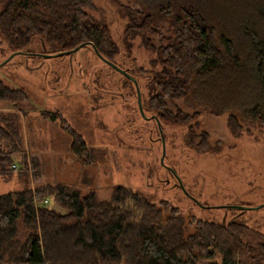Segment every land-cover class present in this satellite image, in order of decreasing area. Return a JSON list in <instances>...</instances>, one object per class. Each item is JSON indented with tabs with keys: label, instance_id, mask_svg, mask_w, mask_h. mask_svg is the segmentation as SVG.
<instances>
[{
	"label": "trees",
	"instance_id": "trees-1",
	"mask_svg": "<svg viewBox=\"0 0 264 264\" xmlns=\"http://www.w3.org/2000/svg\"><path fill=\"white\" fill-rule=\"evenodd\" d=\"M134 1L141 9H131L125 32L140 36L154 56L151 64L160 65L148 77L150 95L145 101L146 113L154 121L186 125V143L196 152L216 149L208 145L205 132H193L189 122L198 111L187 114L175 107L171 112L168 103L181 99L185 106H204L212 114H225L233 136L239 135L242 125L264 126V38L258 36L261 32L264 36V11L257 9L264 3L231 22L209 9L205 0ZM90 4L91 0H3L0 36L11 53L23 52L36 37L48 50L45 55L84 44L112 63L117 46L108 28L88 17L85 8ZM164 21L169 34L162 37L163 44L155 45L148 35L160 39L155 27ZM0 101L19 107L27 102V95L0 79ZM45 114L40 116L69 136L72 155L90 164L93 156L82 135L70 128L59 111ZM19 146L17 115L1 114L3 181L13 171L12 155ZM16 172L24 175L20 168ZM44 198H50L63 213L39 205ZM189 223L194 231L184 235L177 207L167 201L151 203L121 185L111 188L107 200H97L92 192L81 195L63 184L23 187L0 193V264H198L216 260L219 264H264V234L245 223L195 218Z\"/></svg>",
	"mask_w": 264,
	"mask_h": 264
},
{
	"label": "rangeland",
	"instance_id": "rangeland-1",
	"mask_svg": "<svg viewBox=\"0 0 264 264\" xmlns=\"http://www.w3.org/2000/svg\"><path fill=\"white\" fill-rule=\"evenodd\" d=\"M205 3L234 22L264 0ZM131 9L141 8L134 0H91L85 12L108 28L118 50L112 64L136 80L145 118L139 113L131 81L102 62L90 46L70 55L42 57L48 50L38 38H32L21 54L0 65L3 84L21 88L27 95V102L19 107L0 101V115H17L21 137V146L12 155L13 171L7 181L0 179V193L63 184L81 195L92 192L97 200H107L111 188L121 185L151 203L167 201L177 207L184 235L194 231L191 218L211 222L234 219L264 234V126L242 125L239 135L233 136L225 114H212L204 106L191 108L179 99L166 108L173 112L177 107L187 114L198 111L189 122L193 132H205L208 145L216 149L196 152L188 146L186 125L161 123L158 129L146 113L145 101L150 95L148 77L159 71L160 65L151 64L154 56L144 48L140 36L125 32ZM257 9L264 11V6ZM155 29L161 38L148 37L155 45L163 44L162 37L169 34L168 23L164 21ZM258 36L264 38L263 32ZM10 53L0 36V63ZM53 111H59L70 128L82 135L93 156L90 164L77 160L68 150L69 136L40 116ZM19 168L23 176L17 174ZM40 204L63 213L50 198ZM233 205L247 209L226 208ZM198 264H219V260Z\"/></svg>",
	"mask_w": 264,
	"mask_h": 264
},
{
	"label": "water",
	"instance_id": "water-1",
	"mask_svg": "<svg viewBox=\"0 0 264 264\" xmlns=\"http://www.w3.org/2000/svg\"><path fill=\"white\" fill-rule=\"evenodd\" d=\"M82 46H84V44H79L77 45L76 47H74L73 49H70V50H67V51H63V52H59V53H56V54H49V55H41L42 57H56V56H59V55H70L71 53L75 52L76 50H78L79 48H81ZM21 52H12L10 53L1 63L0 65H2L3 63H5L6 61H8L12 56L16 55V54H19ZM95 54L99 57V59H101L102 62H104L106 65H108L109 67H111L112 69H114L115 71L119 72L121 75H123L124 77H126L129 81H131V83L134 85L135 87V91H136V102H137V105H138V110H139V113L142 117H144L143 115V112L141 110V107H140V99H139V93H138V89H137V86H136V82L134 80V78H132L130 75H128L124 70L118 68L116 65L112 64L111 62H108L106 61L102 56H100L98 53L95 52ZM145 118V117H144ZM157 127L159 129V124L157 122ZM160 139H161V145H162V149H163V140H162V137H161V132H160ZM176 180H177V184L180 186V181L179 179L176 177ZM226 208H230V209H236L238 210L239 212L241 211H244L246 210L247 208L246 207H242V206H227Z\"/></svg>",
	"mask_w": 264,
	"mask_h": 264
},
{
	"label": "built area",
	"instance_id": "built-area-1",
	"mask_svg": "<svg viewBox=\"0 0 264 264\" xmlns=\"http://www.w3.org/2000/svg\"><path fill=\"white\" fill-rule=\"evenodd\" d=\"M43 203H45V201H43Z\"/></svg>",
	"mask_w": 264,
	"mask_h": 264
}]
</instances>
